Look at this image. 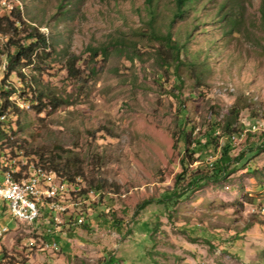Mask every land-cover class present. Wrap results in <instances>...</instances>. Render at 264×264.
Masks as SVG:
<instances>
[{
	"label": "rangeland",
	"instance_id": "rangeland-1",
	"mask_svg": "<svg viewBox=\"0 0 264 264\" xmlns=\"http://www.w3.org/2000/svg\"><path fill=\"white\" fill-rule=\"evenodd\" d=\"M47 1L0 0L1 28L11 29L9 11L17 4L56 50L40 60L39 70L23 67L22 79L30 86L28 75H34L44 92L68 100L38 113L19 100L18 92L12 94L31 122L21 135L31 146L58 143L75 153L82 161L84 178L77 177L82 188L91 179L106 182L100 195L88 197L94 203L86 207L84 224L57 233L67 226L68 213L50 236L47 222L15 219L0 198V232L6 230L0 236V264H264L261 0H231L240 11L241 30L235 36L225 35L215 15L225 0L206 1L205 11L200 4L197 13L175 22L174 31L187 24L192 29L181 58L195 64L180 66L182 83L157 58L155 42L146 44L132 33L146 18L144 0H63L61 11L60 0ZM172 8L173 0H159L158 22L166 21ZM192 16L202 21L198 27L192 26ZM122 32L137 41L136 54L112 47ZM101 43H109L107 55L91 61L86 47ZM3 44L0 37L1 49ZM73 55L69 74L67 58ZM0 82L19 83L7 74L4 55ZM232 108L239 109L232 128L241 133L231 137L234 159L227 175L200 182L175 201L164 200L183 172L186 149L185 180L219 157L226 138L215 149L206 145V131L213 121L222 124ZM21 155L7 149L0 160L11 166L12 157L22 164ZM4 177L0 171V182Z\"/></svg>",
	"mask_w": 264,
	"mask_h": 264
},
{
	"label": "trees",
	"instance_id": "trees-1",
	"mask_svg": "<svg viewBox=\"0 0 264 264\" xmlns=\"http://www.w3.org/2000/svg\"><path fill=\"white\" fill-rule=\"evenodd\" d=\"M68 1L69 0L66 2ZM206 1L212 0H173L171 15L168 16L166 21L163 20L158 22V17L161 15L157 11L159 0H144L146 18H140L142 22L141 26L134 29L132 32L135 35L134 37L137 36L139 38L138 40L144 41L146 44L155 42V46L153 47L154 51H156L157 58L167 68L172 67L175 77H177V80L181 83L182 79L179 72L180 66L187 65L192 67L195 64V62L192 61H188V64L181 58L183 51H187V41H189L191 37L192 29L189 28L188 24L186 27H179L176 31L173 30V27L177 20L184 19L189 12L193 11L197 13V11H199L200 4L202 5L200 11H205ZM40 2L46 4L48 1L40 0ZM226 4L229 5L227 6ZM61 5L63 6V0H60L58 3V7L60 8L58 11H61ZM39 8L42 9L43 7L39 6ZM139 11L140 9L138 12ZM9 12L14 18V21L9 23L11 29L0 27V37L3 39V46H5L4 49L0 48V55H4L7 74H14L16 79L19 78V83L18 86H14L12 82H8V84L0 82V156L6 157L5 151L7 149H9L13 154L21 152V159H18L23 162L21 164L20 162H17V159L10 157L8 158V161H13L11 162V166H9L7 161L1 159L0 171L4 175L9 172L14 179L19 180L22 179L23 174L26 175L30 169H44L48 172L54 173L57 178L67 181L70 186L76 189V191L72 192L71 190L68 193L69 196L72 197L71 200L77 202L85 199L89 200L88 197L94 194L98 196L103 192L106 181L99 178L95 183L94 180L91 179L88 183V188H82L77 178L79 176L84 178L82 161L75 155V153L70 150H65L58 143H54L51 146L34 147L29 144L25 135H21L31 122L28 120L27 110L19 106L20 104L18 100L15 101L10 99L12 94L18 92L19 100H22L24 103H29L31 109H36L38 113H42V111L47 107L50 109H57L66 104L68 100L61 99L53 94L44 92L39 88L44 85L39 78H34V75H28V77H30V86L27 81L22 79L24 77L22 72L23 67L31 66V70L34 72L39 70L38 67L40 60L46 59L47 56L51 55V51L54 52L56 50L54 48V44L50 42L48 36L45 35V33L42 32L37 25L22 17L21 10L17 4H15ZM260 12L262 27L264 29V0H261ZM238 14H240L238 3H232L231 0H225L224 2L218 3L215 15L218 16L217 20L222 26L221 29H223L225 35L235 36V34H240L241 28ZM199 22L200 20L198 17L194 16L191 24L192 26L198 27L202 21L201 23ZM111 43H113L112 47H115V49L120 53L130 52L131 54H136V51L138 50L136 48L137 41L126 37L124 32H122V35L114 38ZM108 49L109 43H101L98 46L88 45L85 51H87L89 59L94 61L97 57H100L101 54L106 56L109 51ZM208 56L209 54L207 53V57ZM75 59V55L67 58V64H69V74H72L71 71L74 70ZM32 78L34 79V82H32ZM176 87L180 88V86ZM180 96L181 98L179 100L183 103L182 100H185L186 98H183L182 94H180ZM238 112L239 109L232 108L229 110V115L226 116L227 118L222 124L216 121L211 122L209 129L206 131V145L212 146L216 149L218 147L219 139L225 137L226 141L220 148L219 157H217V159L213 162H207V170L191 173L188 175L187 180H185V175L187 164L189 163L187 157L185 156L187 154L189 155L190 152L186 149V154L181 159L183 172L176 176L175 187L172 191L168 192L169 194L164 196V200L175 201L184 195V192L188 189L195 185L198 186L200 182L211 179L218 180L227 175L229 165L234 159L230 155V150L232 149L231 137L234 134L239 135L241 133V130L232 128V116L236 119ZM255 116L256 114L252 115L251 119ZM260 119L261 118H258L253 123H256ZM262 119H264V116ZM182 123L184 131V121H182ZM218 129L221 130V133L218 132ZM17 132L21 136L14 138ZM259 134L264 136V132ZM188 138V135H186L184 141H187ZM5 145L7 147H4ZM199 146H201L200 143ZM240 158H242V154L235 159ZM1 161L6 163L2 164ZM183 181H185V183H182ZM93 203L94 202L89 200L87 204L76 206V209L71 212L70 216H78L79 214L86 215L87 213L85 210L87 205L92 206ZM77 210L84 211L78 212ZM80 219H82V217H76L75 220L73 217V224H84V221L82 224H79ZM47 224L49 226L55 225L54 223ZM62 227H66L67 229V226L63 224L61 225V228ZM48 235L50 236L52 234H47V236Z\"/></svg>",
	"mask_w": 264,
	"mask_h": 264
},
{
	"label": "bare ground",
	"instance_id": "bare-ground-1",
	"mask_svg": "<svg viewBox=\"0 0 264 264\" xmlns=\"http://www.w3.org/2000/svg\"><path fill=\"white\" fill-rule=\"evenodd\" d=\"M35 178H37L38 181H40V188H36L35 193L22 194V201L39 200V198H42L43 206L45 208L56 207V212L66 211V214L74 211L73 209H76L75 208L76 206L83 205L84 203L87 202V201L85 202L77 201L76 202V201L71 200L72 197H70L68 193L71 191L70 189H74V188L70 186L69 183H68V186L67 184H60L56 188L55 186H53V183L51 181H54V180L65 181V180L57 178V176L54 173L48 172L44 169H37V170L30 169L29 172L26 175L23 174V178L19 180L14 179V177L8 172L5 174L3 181L0 182V191L4 190V183H6L7 187L11 189L12 191L16 193H24L30 187H34ZM13 217L15 219H18L17 216H13ZM38 220L40 219L24 220V221L27 224H35V223H38L37 222ZM47 223H53V222H47ZM61 223H62V218H60V222L54 223L55 225L53 227L56 226V229H50V226H51L50 225L48 231L58 230L60 228ZM82 223H83V219H80L79 224H82ZM4 232H6L5 229H3L0 232V236H2Z\"/></svg>",
	"mask_w": 264,
	"mask_h": 264
},
{
	"label": "built area",
	"instance_id": "built-area-1",
	"mask_svg": "<svg viewBox=\"0 0 264 264\" xmlns=\"http://www.w3.org/2000/svg\"><path fill=\"white\" fill-rule=\"evenodd\" d=\"M53 186L56 188L60 184H67V181H58L54 180L51 181ZM79 187V186H78ZM36 188H40V181L37 178L34 180V187H30L24 193H16L7 187V184L4 183V190L0 191V198L4 201L8 202V209L11 213V216H17L18 220H33V219H42V223L46 222H53L57 223L60 222V218H66V211L63 212H56V207L54 208H45L43 206V199L39 198V200H29V201H22V194L28 193H35ZM76 190V189H70ZM85 216L83 214H79L76 217H82L85 222ZM73 217L69 216L67 218V227L76 226L73 224ZM64 231H66V227H64ZM45 234H52L54 235V230L45 231ZM54 244L58 246V242L54 241Z\"/></svg>",
	"mask_w": 264,
	"mask_h": 264
},
{
	"label": "crops",
	"instance_id": "crops-1",
	"mask_svg": "<svg viewBox=\"0 0 264 264\" xmlns=\"http://www.w3.org/2000/svg\"><path fill=\"white\" fill-rule=\"evenodd\" d=\"M47 229H48V228H47V226H46V227H45V230L47 231ZM54 229H56V226L54 227ZM48 230H49V229H48ZM60 231H61V230H58V232H60ZM58 232H57V233H58ZM46 236H47V235H46Z\"/></svg>",
	"mask_w": 264,
	"mask_h": 264
}]
</instances>
